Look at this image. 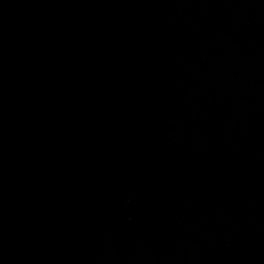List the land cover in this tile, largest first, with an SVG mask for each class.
<instances>
[{
  "label": "water",
  "instance_id": "95a60500",
  "mask_svg": "<svg viewBox=\"0 0 264 264\" xmlns=\"http://www.w3.org/2000/svg\"><path fill=\"white\" fill-rule=\"evenodd\" d=\"M0 264H264V0H0Z\"/></svg>",
  "mask_w": 264,
  "mask_h": 264
}]
</instances>
